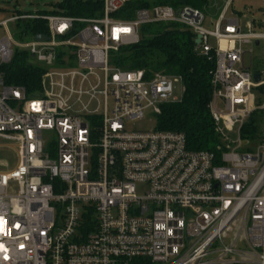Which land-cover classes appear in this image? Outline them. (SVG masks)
Here are the masks:
<instances>
[{"label":"built area","instance_id":"2783aa9c","mask_svg":"<svg viewBox=\"0 0 264 264\" xmlns=\"http://www.w3.org/2000/svg\"><path fill=\"white\" fill-rule=\"evenodd\" d=\"M126 1L103 0L98 17L36 12L1 23L46 20L48 34L37 35L48 39H19L45 68L29 92L5 83L16 42L0 38V147L16 155L0 171V264H264V0L245 31L226 15L232 0L212 29L190 5L114 17ZM156 22L190 29L214 62L208 108L223 142L218 156L189 150L183 133L155 129L156 118L151 129L127 128L146 109L157 116L182 100L178 76L110 64L111 52ZM253 43L262 47L259 70L244 50ZM255 112L260 131L243 138Z\"/></svg>","mask_w":264,"mask_h":264},{"label":"trees","instance_id":"16d2710c","mask_svg":"<svg viewBox=\"0 0 264 264\" xmlns=\"http://www.w3.org/2000/svg\"><path fill=\"white\" fill-rule=\"evenodd\" d=\"M154 5H170L174 8L190 5L206 13L209 8L208 0H127L113 16L130 19L136 9ZM102 8L103 0H61L54 3L51 10L37 13L91 18L100 16ZM13 33L18 37L48 34L47 21H18ZM194 40L193 32L178 23L144 24L140 29L139 41L111 52L110 64L126 70L143 69L147 74L160 72L178 76L183 86L182 100L164 105L156 116L154 128L183 133L189 150H204L218 156L223 142L215 132L208 108L214 62L195 48ZM58 54H63L61 49ZM30 58L26 50L14 51L11 61L2 67L6 84L22 86L29 92L40 89L45 68L34 64ZM259 131V112H255L243 125L241 136L253 138Z\"/></svg>","mask_w":264,"mask_h":264},{"label":"rangeland","instance_id":"374dc122","mask_svg":"<svg viewBox=\"0 0 264 264\" xmlns=\"http://www.w3.org/2000/svg\"><path fill=\"white\" fill-rule=\"evenodd\" d=\"M61 0H0V38L6 37L8 35H12L16 44L13 43L14 50H25L21 43L26 42L27 40H19L16 34H14L16 22L8 21L5 24H1L7 19L18 16L23 13H36L42 10H51L53 8L54 3ZM227 0H208L209 8L207 10L206 18V26L210 29L213 28L214 21L219 12L222 10ZM263 0H232L231 6L227 10V16L237 17L240 21L241 27L243 30H246L245 23L250 19L253 14L254 17L259 15V8L262 6ZM209 43L212 46L216 45V41L213 38L209 39ZM261 45L256 46L254 43L252 45H245L244 50L249 51L251 49V55L253 57V61L255 62L256 68L259 70L262 67V52ZM34 64L41 65L35 59L30 58ZM249 60L248 52L245 54V63L247 64ZM56 69V68H51ZM180 84L174 85V94L180 96ZM222 108V107H220ZM144 119L143 120H135L128 122L127 128L129 129H151L154 126L156 116L151 111V108H148L144 111ZM46 135V134H45ZM6 145H11V143L7 142ZM16 164V155L13 148L8 146L0 147V171H6L13 168ZM17 187L14 184L13 188L9 189V192L13 194L16 192ZM138 194L141 196L143 194V187L138 186ZM225 242H228V239H225Z\"/></svg>","mask_w":264,"mask_h":264},{"label":"water","instance_id":"95a60500","mask_svg":"<svg viewBox=\"0 0 264 264\" xmlns=\"http://www.w3.org/2000/svg\"><path fill=\"white\" fill-rule=\"evenodd\" d=\"M47 39H48V36H46V35H35L34 36V40H36V41H46ZM194 41H195V43H198L199 42V37L197 36ZM256 44H257V42H256ZM254 78L256 80H258L259 79V75L258 74H254Z\"/></svg>","mask_w":264,"mask_h":264}]
</instances>
